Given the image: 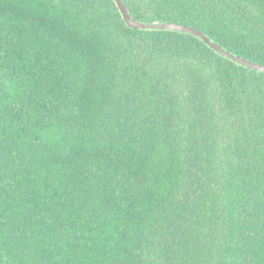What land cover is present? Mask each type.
<instances>
[{
	"label": "trees",
	"instance_id": "trees-1",
	"mask_svg": "<svg viewBox=\"0 0 264 264\" xmlns=\"http://www.w3.org/2000/svg\"><path fill=\"white\" fill-rule=\"evenodd\" d=\"M264 64V0H123ZM0 264H264V74L114 0H0Z\"/></svg>",
	"mask_w": 264,
	"mask_h": 264
},
{
	"label": "water",
	"instance_id": "water-1",
	"mask_svg": "<svg viewBox=\"0 0 264 264\" xmlns=\"http://www.w3.org/2000/svg\"><path fill=\"white\" fill-rule=\"evenodd\" d=\"M122 19L125 22V25L128 28H132L135 30H171L175 32H181L190 34L198 39H200L204 44H206L210 49L219 54L222 57H225L245 68L254 70L256 72H260L264 74V64L247 59L239 54H236L228 49H226L220 43L214 41L210 36L205 34L203 31L194 28L192 26H188L185 24L175 23V22H167V21H153V22H145L139 21L133 18L131 13L129 12L125 2L123 0H114Z\"/></svg>",
	"mask_w": 264,
	"mask_h": 264
}]
</instances>
